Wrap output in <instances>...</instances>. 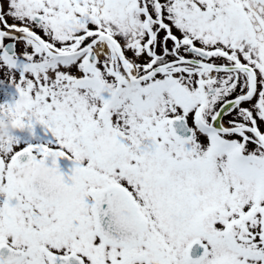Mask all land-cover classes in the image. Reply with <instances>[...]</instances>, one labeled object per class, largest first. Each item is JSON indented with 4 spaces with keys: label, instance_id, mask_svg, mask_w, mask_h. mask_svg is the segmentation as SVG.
Returning a JSON list of instances; mask_svg holds the SVG:
<instances>
[{
    "label": "snow or ice",
    "instance_id": "obj_1",
    "mask_svg": "<svg viewBox=\"0 0 264 264\" xmlns=\"http://www.w3.org/2000/svg\"><path fill=\"white\" fill-rule=\"evenodd\" d=\"M0 71V264H264V0H0Z\"/></svg>",
    "mask_w": 264,
    "mask_h": 264
},
{
    "label": "clouds",
    "instance_id": "obj_2",
    "mask_svg": "<svg viewBox=\"0 0 264 264\" xmlns=\"http://www.w3.org/2000/svg\"><path fill=\"white\" fill-rule=\"evenodd\" d=\"M17 129L11 124L10 119L0 120V141L11 140L17 133ZM18 181L28 184H39L51 180V174L39 165H32L29 168L18 169L15 172ZM65 200L63 203H67Z\"/></svg>",
    "mask_w": 264,
    "mask_h": 264
},
{
    "label": "flooded vegetation",
    "instance_id": "obj_3",
    "mask_svg": "<svg viewBox=\"0 0 264 264\" xmlns=\"http://www.w3.org/2000/svg\"><path fill=\"white\" fill-rule=\"evenodd\" d=\"M3 78V72L0 71V79ZM12 90V91H11ZM15 91L14 88L8 87L6 88V95L4 92H0V103H11L12 100V93ZM16 135L20 138L22 143H47L50 140H53L54 138L52 137L51 133H45V131L40 127L37 126L36 128V136L37 139L33 140L30 136V138L25 137V132H17ZM65 162V161H61ZM66 163V162H65ZM203 250L199 248V246H194L193 252H192V257L193 259L198 258L200 255H202Z\"/></svg>",
    "mask_w": 264,
    "mask_h": 264
},
{
    "label": "water",
    "instance_id": "obj_4",
    "mask_svg": "<svg viewBox=\"0 0 264 264\" xmlns=\"http://www.w3.org/2000/svg\"><path fill=\"white\" fill-rule=\"evenodd\" d=\"M58 164L61 168V171L64 172L65 174H68L67 162L65 163V162L59 161Z\"/></svg>",
    "mask_w": 264,
    "mask_h": 264
},
{
    "label": "rangeland",
    "instance_id": "obj_5",
    "mask_svg": "<svg viewBox=\"0 0 264 264\" xmlns=\"http://www.w3.org/2000/svg\"><path fill=\"white\" fill-rule=\"evenodd\" d=\"M12 91V90H11ZM18 98V95H17V93L14 91L13 93H12V100H11V103L14 101V99H17ZM25 137L26 138H30L29 137V135H28V133H26L25 132Z\"/></svg>",
    "mask_w": 264,
    "mask_h": 264
}]
</instances>
